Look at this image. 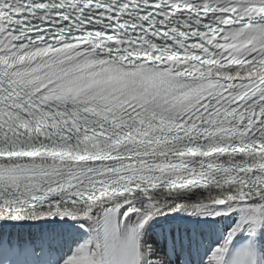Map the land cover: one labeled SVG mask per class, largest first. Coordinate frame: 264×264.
<instances>
[{"label": "snow or ice", "instance_id": "snow-or-ice-1", "mask_svg": "<svg viewBox=\"0 0 264 264\" xmlns=\"http://www.w3.org/2000/svg\"><path fill=\"white\" fill-rule=\"evenodd\" d=\"M0 264H264V0H0Z\"/></svg>", "mask_w": 264, "mask_h": 264}, {"label": "bare ground", "instance_id": "bare-ground-1", "mask_svg": "<svg viewBox=\"0 0 264 264\" xmlns=\"http://www.w3.org/2000/svg\"><path fill=\"white\" fill-rule=\"evenodd\" d=\"M177 223H186V221H177ZM57 225V222L56 221H52V222H49L48 224L44 225L45 228H48V227H56ZM27 230V229H25ZM32 231H39V229L37 228H33Z\"/></svg>", "mask_w": 264, "mask_h": 264}]
</instances>
